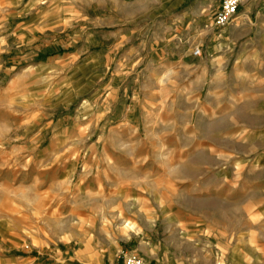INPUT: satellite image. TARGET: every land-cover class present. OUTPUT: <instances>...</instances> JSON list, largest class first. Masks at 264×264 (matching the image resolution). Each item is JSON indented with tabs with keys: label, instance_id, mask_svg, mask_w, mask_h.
<instances>
[{
	"label": "rangeland",
	"instance_id": "rangeland-1",
	"mask_svg": "<svg viewBox=\"0 0 264 264\" xmlns=\"http://www.w3.org/2000/svg\"><path fill=\"white\" fill-rule=\"evenodd\" d=\"M220 1L0 0V264H264V0Z\"/></svg>",
	"mask_w": 264,
	"mask_h": 264
},
{
	"label": "built area",
	"instance_id": "built-area-1",
	"mask_svg": "<svg viewBox=\"0 0 264 264\" xmlns=\"http://www.w3.org/2000/svg\"><path fill=\"white\" fill-rule=\"evenodd\" d=\"M243 1L244 0H221L214 12L212 25L215 28H222L229 24ZM193 54L197 56L201 55V48L196 46L193 50ZM122 262L123 264H147L144 258L135 253L124 254Z\"/></svg>",
	"mask_w": 264,
	"mask_h": 264
},
{
	"label": "crops",
	"instance_id": "crops-1",
	"mask_svg": "<svg viewBox=\"0 0 264 264\" xmlns=\"http://www.w3.org/2000/svg\"><path fill=\"white\" fill-rule=\"evenodd\" d=\"M243 9L244 10H243L242 15L243 16H247L248 17L247 19L249 20L251 14H252L253 6L252 5H249V3L247 2V3H245L243 5ZM247 19L246 18H241L239 20V23L236 24V26L234 28H240V27H242L244 29L248 28L249 25H250L249 24V21L250 20L248 21ZM259 26L264 27V21L261 22L259 24ZM226 39L229 40L230 38L227 36ZM220 57L221 58H224V56H220ZM116 250H117V252H115V251H113V252L112 251L106 252V250H104L103 251L104 253L102 255L101 254H97V258H98V261L97 262H100V264H102L103 262L105 264H112L114 262V259H115L116 256H118V257L121 256V254H120V251L121 250H119V248H116ZM165 257L166 258L163 259L164 261L163 262H159L158 264H184L185 263V262H183L184 261L183 260L184 258L181 255L170 256L169 254H167Z\"/></svg>",
	"mask_w": 264,
	"mask_h": 264
}]
</instances>
